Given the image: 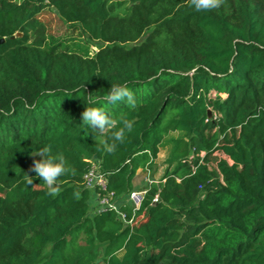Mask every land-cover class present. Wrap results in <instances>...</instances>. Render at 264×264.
<instances>
[{"label": "trees", "instance_id": "obj_1", "mask_svg": "<svg viewBox=\"0 0 264 264\" xmlns=\"http://www.w3.org/2000/svg\"><path fill=\"white\" fill-rule=\"evenodd\" d=\"M52 10L98 52L49 46L39 17ZM3 39L0 264H264V0L211 11L190 0H0ZM112 85L136 107L107 102ZM87 107L134 121L113 154L97 150L111 131L83 123ZM174 132L184 137L136 214H91L93 161L101 197L128 196ZM45 146L75 169L56 196L27 164Z\"/></svg>", "mask_w": 264, "mask_h": 264}, {"label": "clouds", "instance_id": "obj_2", "mask_svg": "<svg viewBox=\"0 0 264 264\" xmlns=\"http://www.w3.org/2000/svg\"><path fill=\"white\" fill-rule=\"evenodd\" d=\"M191 6L196 11H211L219 8L223 4V0H190ZM105 100L109 103L117 101H125L130 107H136V100L133 92L126 85H112ZM82 120L88 127L98 131L100 134L111 131V143L105 141L101 146H98V151H104L108 154H113L118 143H123L126 138V133L133 130L134 121L125 117H121L120 121L111 118L101 108L87 107L82 113ZM122 123V126L118 127ZM35 156H40L42 159H35L30 168L31 172L36 174L47 186V194L56 196L61 190V177L69 173L75 174V169L72 168L63 153L57 154L55 157L50 155V147L45 146L37 151ZM24 180L27 185H33L34 177L26 173ZM79 198V193H73ZM115 255V253H113Z\"/></svg>", "mask_w": 264, "mask_h": 264}, {"label": "rangeland", "instance_id": "obj_3", "mask_svg": "<svg viewBox=\"0 0 264 264\" xmlns=\"http://www.w3.org/2000/svg\"><path fill=\"white\" fill-rule=\"evenodd\" d=\"M18 1H22V0H18ZM39 18L42 22L45 23L47 27V34H48L47 44H49V46L61 45L62 50L72 49L77 52L82 51L83 53H89L91 56L95 55V53L98 52L100 47L98 44L94 42H90L88 39L81 36L79 30H77L76 27L64 23L60 19L56 11L52 10L50 12H46L42 14ZM16 36L19 38L22 37L21 34H16ZM181 137H184V134L180 132H174L167 136L161 147L159 157L154 167L150 170L139 171L137 188L135 189L136 192H141L145 189H148L149 186L151 185L150 182L158 183L160 180H162V178L165 176V173L168 170L167 161L171 155L174 146L173 140L179 139ZM224 157L225 156L221 155L220 153L216 155V159H220V158L224 159ZM35 159H42V157L40 156L34 157L33 155H30L28 157L27 164L31 167ZM93 163L96 166H98V163L96 161H93ZM120 200L126 201L127 196L121 198ZM98 209H99V204L97 198H95V201L92 202L91 205V214H96ZM47 251H49V248L47 249ZM102 253H103V248L99 247L98 249L99 256H101Z\"/></svg>", "mask_w": 264, "mask_h": 264}, {"label": "built area", "instance_id": "obj_4", "mask_svg": "<svg viewBox=\"0 0 264 264\" xmlns=\"http://www.w3.org/2000/svg\"><path fill=\"white\" fill-rule=\"evenodd\" d=\"M86 188L92 192V196L97 198L99 209L96 213L102 211H115L122 220L126 221V214L122 211V208H131L133 213L136 214L147 194V189L136 192L134 190L127 196V200L121 201L119 197H115L114 194H106L101 197L100 192L106 191L107 182L103 174L101 173L99 166L92 164V168L89 173L85 176ZM151 185L157 182H150ZM123 198V197H122ZM159 201V197L156 196L153 200L154 203ZM132 221H129L131 224Z\"/></svg>", "mask_w": 264, "mask_h": 264}, {"label": "crops", "instance_id": "obj_5", "mask_svg": "<svg viewBox=\"0 0 264 264\" xmlns=\"http://www.w3.org/2000/svg\"><path fill=\"white\" fill-rule=\"evenodd\" d=\"M138 176H139V174H138ZM137 181H138V179H137ZM137 181H136V188H137ZM94 201H95V198H93V196H92V198L90 200V204L92 205V202H94Z\"/></svg>", "mask_w": 264, "mask_h": 264}, {"label": "water", "instance_id": "obj_6", "mask_svg": "<svg viewBox=\"0 0 264 264\" xmlns=\"http://www.w3.org/2000/svg\"><path fill=\"white\" fill-rule=\"evenodd\" d=\"M17 36H13L12 39H15ZM5 40H1L0 43H3ZM209 116H211V113L209 112Z\"/></svg>", "mask_w": 264, "mask_h": 264}]
</instances>
